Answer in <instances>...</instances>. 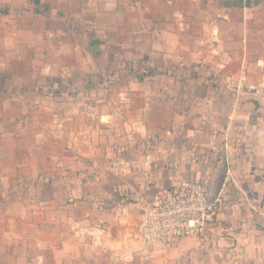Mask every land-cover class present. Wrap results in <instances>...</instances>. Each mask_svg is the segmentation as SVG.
I'll return each instance as SVG.
<instances>
[{
	"label": "crops",
	"instance_id": "1",
	"mask_svg": "<svg viewBox=\"0 0 264 264\" xmlns=\"http://www.w3.org/2000/svg\"><path fill=\"white\" fill-rule=\"evenodd\" d=\"M191 178L215 224L153 250ZM0 264H264V0H0Z\"/></svg>",
	"mask_w": 264,
	"mask_h": 264
},
{
	"label": "built area",
	"instance_id": "2",
	"mask_svg": "<svg viewBox=\"0 0 264 264\" xmlns=\"http://www.w3.org/2000/svg\"><path fill=\"white\" fill-rule=\"evenodd\" d=\"M210 191L209 183L199 178L176 180L164 197L140 207L139 238L156 251L203 235L220 209L218 201L210 200Z\"/></svg>",
	"mask_w": 264,
	"mask_h": 264
},
{
	"label": "rangeland",
	"instance_id": "3",
	"mask_svg": "<svg viewBox=\"0 0 264 264\" xmlns=\"http://www.w3.org/2000/svg\"><path fill=\"white\" fill-rule=\"evenodd\" d=\"M114 71H120L121 73L120 74H124L125 75V73L126 72H124V70H128V67H124V68H119V69H113ZM93 75H100L101 77H102V79H103V86H104V88L105 89H110V88H112V87H114V85H117V84H119V82L121 81V79H120V81L119 80H115V78H112V76H111V70H108V71H106V73L104 72L103 74H101L99 71H95V72H93Z\"/></svg>",
	"mask_w": 264,
	"mask_h": 264
},
{
	"label": "trees",
	"instance_id": "4",
	"mask_svg": "<svg viewBox=\"0 0 264 264\" xmlns=\"http://www.w3.org/2000/svg\"><path fill=\"white\" fill-rule=\"evenodd\" d=\"M128 73H130L132 76H135V77H137L139 79H142V76H144V75L149 76V75H153V74H159L161 72H159V71L157 72V71L153 70L152 68H146V69H143V70L140 68L139 70L129 69ZM111 76L115 77V72L114 71H111Z\"/></svg>",
	"mask_w": 264,
	"mask_h": 264
},
{
	"label": "water",
	"instance_id": "5",
	"mask_svg": "<svg viewBox=\"0 0 264 264\" xmlns=\"http://www.w3.org/2000/svg\"><path fill=\"white\" fill-rule=\"evenodd\" d=\"M210 200H211V201H213V198H212V197H210Z\"/></svg>",
	"mask_w": 264,
	"mask_h": 264
}]
</instances>
